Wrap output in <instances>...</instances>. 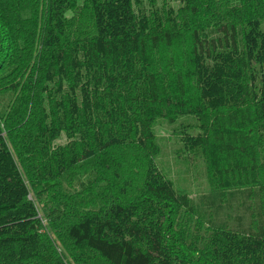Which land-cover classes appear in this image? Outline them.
<instances>
[{
	"label": "trees",
	"instance_id": "1",
	"mask_svg": "<svg viewBox=\"0 0 264 264\" xmlns=\"http://www.w3.org/2000/svg\"><path fill=\"white\" fill-rule=\"evenodd\" d=\"M72 1L0 0V264H264V0H181L179 16L152 19L142 7L156 0H89L87 27L74 36ZM202 19L218 26L212 48ZM189 35L193 55L181 71L165 49ZM223 110L228 127L210 133L206 114ZM188 115L199 125L181 128L183 147L203 153L225 187L253 190L242 214L198 215L155 166L154 122ZM8 129L32 154L36 180L107 177L108 188L94 189L99 208L87 200L49 221L80 251L73 263L42 232ZM63 135L67 144L49 157ZM227 153L238 159L219 166Z\"/></svg>",
	"mask_w": 264,
	"mask_h": 264
},
{
	"label": "rangeland",
	"instance_id": "2",
	"mask_svg": "<svg viewBox=\"0 0 264 264\" xmlns=\"http://www.w3.org/2000/svg\"><path fill=\"white\" fill-rule=\"evenodd\" d=\"M226 0H219L224 3ZM170 3L164 4L159 0H156L154 4H144L142 8L147 13L148 18L152 19L154 12H166L168 9L173 11V14L179 16V10L184 7L181 0H170ZM214 4L217 0H213ZM232 3V4H231ZM230 5L238 7L239 0L231 2ZM91 17L89 0H73L70 3V7L66 12V28L67 33L74 34L78 31L82 32L86 28L89 19ZM216 21H206L203 19L200 24V30L205 36L208 45L212 40L215 43L218 38L216 32ZM183 32V24L178 27ZM193 29V27H192ZM262 29L264 30V24L262 23ZM194 31V29H193ZM201 36V34H200ZM186 37V36H185ZM212 37V38H211ZM179 42L178 39L170 49L166 50V55L171 63L172 67H178L179 70L184 71L187 69L186 63L193 55L191 53L193 41L191 36L182 39ZM200 40L204 46L203 38ZM179 42V43H178ZM205 47V46H204ZM212 44L208 48H212ZM3 73V81L5 84L9 83V78ZM250 76V75H249ZM26 82V78L20 79V86ZM4 84V85H5ZM11 99H14L16 94H9ZM17 104V100H14ZM14 115H17L13 112ZM228 113L225 110L217 113L206 114V125L210 129H221L228 127ZM190 125H199L194 116H184L179 120V123L175 125H169L163 119H157L153 124V132L155 134L156 141L159 145V152L155 157V166L163 174V176L170 179L173 182L174 187L182 194H186L191 199L197 214L212 215L217 209L218 213L229 212L231 210L242 214L243 208L246 205L253 204L251 199V193L253 190L246 188L247 186L236 188L233 186L225 187V182L222 177H219L211 171L213 165L209 166L206 163V156L197 151H188L185 146L183 147L180 142L181 136L180 130L182 127ZM4 129H7L3 126ZM10 130V129H8ZM197 129L190 130L196 134ZM6 143L10 152L17 164L24 182L28 186L30 201L35 205L38 214L42 221H44L45 228L42 230L47 240L52 244L53 248L61 259L67 260L73 263L74 255L79 254L80 251L75 249L65 238L60 225L49 224L51 217L56 216L58 213H62L66 208H71L70 211L79 210L85 202L88 200L92 203L90 208H99L96 200V194L94 189H105L109 186L101 181L107 179L104 177L100 181H96L95 170H89L85 175H77L69 177L70 173L61 175L52 179L51 176L41 178V180L35 179V170L32 167L34 158L32 154L27 153L24 149L20 138L17 136L16 129H11L5 135ZM67 144L66 138L61 136L58 140L52 142V146L47 149V154L52 157V154L56 152L58 148H63ZM209 156V153H206ZM222 161L219 166H224L226 163H234L238 159L237 155L233 153H227L222 156ZM218 166V167H219ZM217 167V168H218ZM35 180L37 182H35ZM224 180V183L222 182ZM47 182V184H46ZM256 192V191H255ZM238 206H241L238 208ZM89 207H84L88 209ZM232 211V212H233ZM231 213V212H230ZM248 213V212H247ZM213 216V215H212ZM208 225V224H207ZM78 264V263H73ZM89 264H94L91 262Z\"/></svg>",
	"mask_w": 264,
	"mask_h": 264
}]
</instances>
